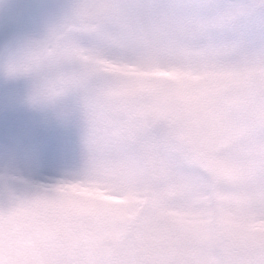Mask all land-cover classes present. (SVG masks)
Returning <instances> with one entry per match:
<instances>
[{"label": "snow or ice", "instance_id": "6c2138e0", "mask_svg": "<svg viewBox=\"0 0 264 264\" xmlns=\"http://www.w3.org/2000/svg\"><path fill=\"white\" fill-rule=\"evenodd\" d=\"M3 70L85 161L0 180V264H264V0H71Z\"/></svg>", "mask_w": 264, "mask_h": 264}, {"label": "rangeland", "instance_id": "374dc122", "mask_svg": "<svg viewBox=\"0 0 264 264\" xmlns=\"http://www.w3.org/2000/svg\"><path fill=\"white\" fill-rule=\"evenodd\" d=\"M71 0H0V180L32 184L69 179L84 166L82 128L75 115L31 107L28 76H8L3 65L39 38ZM72 111V101L66 103Z\"/></svg>", "mask_w": 264, "mask_h": 264}, {"label": "clouds", "instance_id": "9594fccd", "mask_svg": "<svg viewBox=\"0 0 264 264\" xmlns=\"http://www.w3.org/2000/svg\"><path fill=\"white\" fill-rule=\"evenodd\" d=\"M238 86V83L234 79H221L210 76L201 77L199 80H187L186 89L193 95H199L205 91H211L216 88L231 89Z\"/></svg>", "mask_w": 264, "mask_h": 264}]
</instances>
